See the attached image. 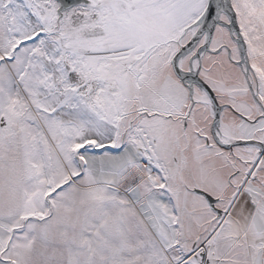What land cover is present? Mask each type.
<instances>
[{"label": "rangeland", "instance_id": "1", "mask_svg": "<svg viewBox=\"0 0 264 264\" xmlns=\"http://www.w3.org/2000/svg\"><path fill=\"white\" fill-rule=\"evenodd\" d=\"M91 1L61 15L58 0H0V264H185L191 252L242 263L236 245L262 252L263 232L259 245L257 231L238 243L236 224L198 193L218 210L245 184L264 198L258 148L222 147L213 105L190 104L171 65L208 0ZM232 4L264 85V0ZM222 43L233 46L218 26L212 48ZM224 53L208 54L204 72L234 64ZM227 82H207L228 107L220 142L263 140L243 81ZM259 210L264 221V200Z\"/></svg>", "mask_w": 264, "mask_h": 264}, {"label": "water", "instance_id": "2", "mask_svg": "<svg viewBox=\"0 0 264 264\" xmlns=\"http://www.w3.org/2000/svg\"><path fill=\"white\" fill-rule=\"evenodd\" d=\"M89 2V0H58L60 4V8L58 12L62 14L65 10L70 9L71 7L81 3V2ZM224 13L228 17V22L221 18V14ZM199 30L196 32L194 37L183 46L180 51L176 54V56L172 60L173 71L175 75L184 83H187L186 72L179 66L178 60L188 52L192 51L195 46L199 43L201 38L204 35H207V42L205 48L207 51H210V44L213 40L216 28L218 26H224L228 29L230 35L235 38L238 43L241 54L243 52V47H246L245 40L240 31V26L238 23L237 13L232 4V0H208L207 6L205 8L204 13L202 14L199 22ZM221 49L216 50L214 53H218ZM245 51V49H244ZM195 80L201 85L204 91L208 94L211 99L213 108H214V120L212 123V132L215 140L219 142V144L224 148H232L236 145L243 144H252L258 148L259 153L262 154V158L264 160V139L263 140H250V141H242V142H234V143H225L220 142L218 137L219 125L221 119V112L223 110V105H221L218 101V98L211 88V86L204 81L199 75H196ZM199 194L203 195L210 203L212 208L217 210L218 214L221 215V210L216 208L215 203L217 200L212 197L210 194L204 191H198Z\"/></svg>", "mask_w": 264, "mask_h": 264}, {"label": "flooded vegetation", "instance_id": "3", "mask_svg": "<svg viewBox=\"0 0 264 264\" xmlns=\"http://www.w3.org/2000/svg\"><path fill=\"white\" fill-rule=\"evenodd\" d=\"M89 1H90V3H88V4H91L92 1L91 0H89ZM81 4H87V3H81ZM77 6H79V5H75L71 8H75ZM116 7L118 10V8H119L118 5H116ZM66 12L67 11H64L61 15H63ZM221 18L223 20H225L226 22L229 21L228 17L224 13L221 14ZM199 20H200V18L197 20V22H199ZM197 22L195 23L194 32L191 34V36L184 43L179 44L178 51H176L175 54H173V56H171L170 61L173 60V58L176 56V54L179 52V50L183 46H185L194 37L196 32L199 30V25ZM224 28H226V27H224ZM226 30H227L228 35H229V37L233 43V46H230L227 43H222L218 48V49H221L219 52L223 53L224 51H226L227 56L229 55L230 57L234 53L238 56L237 59L233 61V63L237 67L240 68V70L243 74V77L245 79L246 90L248 91V93L252 99V102L255 104V107H256L257 111L259 112L258 117H257V121L262 120V122H264V94L262 91L263 90L262 87L264 85L259 80L260 78L257 75L256 70L252 66L248 43L245 41L246 47L242 48L243 52L241 54L240 47H239L238 43L236 42L235 38H233L230 35L227 28H226ZM216 31H217V28H216ZM240 31H241V29H240ZM207 38H208L207 35H204L192 51L183 55L178 60L179 66L187 73L186 74L187 83L184 84L178 77L177 78L184 85V87H186V89L189 92V95H190L189 103L190 104L192 103L194 105L197 104V101H198L197 98L198 99L201 98V101L202 100L208 101L209 103L212 104L211 99L209 98L208 94L204 91V89L201 87V85L195 80L196 75H199L204 81L208 82V79L206 78V76L204 74V67H205V62H206L205 60H206V57L208 54H217L214 52L218 49L212 48L213 40H212L210 47H209L210 51L206 50L205 45L207 42ZM213 39H214V37H213ZM244 49H245V51H244ZM171 65H172V62H171ZM75 74H76L75 75V81L76 82L73 83L74 90L79 91V89L82 87V77L79 73H75ZM76 76H78V77H76ZM91 86L92 85H90V87ZM223 107L224 108L221 112V116L223 114V111L228 108V107H225V104H223ZM166 116H168V115H166ZM176 116L178 117L179 115H176ZM189 116L190 115H187L185 117H189ZM180 118H182V117H180ZM263 134H264V130H263ZM261 138L264 139V135L263 136L261 135Z\"/></svg>", "mask_w": 264, "mask_h": 264}, {"label": "crops", "instance_id": "4", "mask_svg": "<svg viewBox=\"0 0 264 264\" xmlns=\"http://www.w3.org/2000/svg\"><path fill=\"white\" fill-rule=\"evenodd\" d=\"M229 114L234 115V114H231L230 112ZM257 154L259 156V151L257 152ZM261 185L262 187H264L263 182L261 183ZM229 199H230V203L229 202L227 203V201L222 200L220 198V201L223 202L221 210L225 212L224 216L222 217L223 218L222 220L226 221L227 219H230L233 221V224H236L239 241L252 236V233L254 231H257L256 235H254L255 236L254 240L256 241L255 245H259L260 243H258L257 241L259 239L260 233L261 232L264 233V221L263 219H261L259 205L263 202L264 198H260L257 194L250 191L249 184L247 185L245 184L240 190L239 194H237V197L233 199V201H231V197ZM259 223H260L259 226L262 227L263 229L258 232ZM229 229L231 228H228L227 233L229 232ZM231 230L233 231V229ZM236 247L238 248L240 253L236 251L234 247H233V250H230V251H234L236 253V256L238 255L241 256L243 251H245L244 255H246V257L244 258V261L242 263L240 262V259H241L240 257L239 259H236V258H230L229 256H226V259H220L219 261H214V262L212 261L213 264L214 263L215 264H264V246H263V251L262 252L258 251L257 253L255 252L257 249L253 247V245H249L247 246V248H244V246L240 248L239 245H236ZM251 247L253 248V252L248 253ZM191 254L192 252L190 254L188 253V256L187 255L184 256L185 264H205L206 263V259H203V258L201 259L199 257L200 254L197 253L198 256L196 258H193ZM198 258L201 260H199Z\"/></svg>", "mask_w": 264, "mask_h": 264}, {"label": "bare ground", "instance_id": "5", "mask_svg": "<svg viewBox=\"0 0 264 264\" xmlns=\"http://www.w3.org/2000/svg\"><path fill=\"white\" fill-rule=\"evenodd\" d=\"M218 37H219V40L220 39H223L224 38V33L222 32V31H219V33H218ZM225 54V53H224ZM224 56V55H223ZM225 56H226V54H225ZM206 61V60H205ZM223 66H219V67H216V68H214V69H209V68H207V69H205V72H204V74H205V76H206V78L207 79H210V80H212V81H218V80H223V82H226V81H228L227 83H233L234 81H237V80H241V81H243V86H244V95H245V97H248V98H246L245 99V101L243 102L242 100V102L244 103V105H243V108L246 110V106H248V112H250V111H252L251 112V114H257L258 113V111H257V109H256V107H255V104L252 102V99H251V97H250V95H249V93H248V91L246 90V86H245V80H244V77H243V74H242V72H241V70H240V68L239 67H234L235 65L234 64H228L226 61H224L223 60ZM205 64H206V62H205ZM232 67H234V69H235V71L232 69ZM175 74V73H174ZM176 78H177V76H176ZM178 79V78H177ZM179 80V79H178ZM232 112V111H231ZM233 113V112H232ZM248 123V122H247ZM264 122H262L261 124H263ZM244 131L245 132H250L251 130H250V127H249V125L247 124L246 126H245V128H244ZM261 136V135H260ZM258 149H256V150H254L253 152H250V153H254V154H256L258 151H257ZM257 156H258V154H257ZM259 158H260V160L262 161V164H264V160H263V158H262V154H260L259 153V157H258V161H259ZM262 172V174H264V171L262 170L261 171ZM263 177H264V175H263ZM257 180V179H256ZM258 181V180H257ZM263 183H264V180L262 181ZM211 195V194H210ZM212 196V195H211ZM213 197V196H212ZM216 199V198H215ZM217 200V199H216ZM219 201V200H218ZM221 212H222V214L221 215H223L224 216V214H225V212L223 211V210H221ZM220 219H223V218H220ZM219 219V220H220ZM260 225V223L258 224V226ZM239 242H241V241H239L238 240V243ZM249 243H252L250 240H249ZM243 246H244V248H247L246 247V243H243ZM247 246H249L248 244H247ZM253 252V248L251 247L250 249H249V252L248 253H252ZM256 253L258 252V250H256L255 251Z\"/></svg>", "mask_w": 264, "mask_h": 264}]
</instances>
